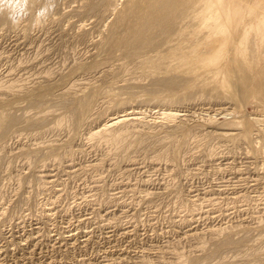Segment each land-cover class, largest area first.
Returning a JSON list of instances; mask_svg holds the SVG:
<instances>
[{"label": "rangeland", "instance_id": "obj_1", "mask_svg": "<svg viewBox=\"0 0 264 264\" xmlns=\"http://www.w3.org/2000/svg\"><path fill=\"white\" fill-rule=\"evenodd\" d=\"M135 1L0 12V264H264V0H182L216 31L150 48Z\"/></svg>", "mask_w": 264, "mask_h": 264}, {"label": "bare ground", "instance_id": "obj_2", "mask_svg": "<svg viewBox=\"0 0 264 264\" xmlns=\"http://www.w3.org/2000/svg\"><path fill=\"white\" fill-rule=\"evenodd\" d=\"M135 2L137 4L142 3L143 12H141V14L136 12L139 14L137 17V18H139V22L136 23V24H139V26L136 29H135V26L131 27L130 32L134 36L135 40H137V39L140 40L139 45L143 48H150L153 41H154L155 36H157L158 34L162 33L167 37L177 34V32L174 29V26L177 24V21H180L182 19H184V20L185 19H187V20H194L195 19V24H197L200 28H204V29L206 28L208 30V32H215L216 31L212 25L213 18L210 17L209 19H204L202 17H199L197 14H195V15L193 13L186 14L184 12L177 11V7H178L177 5L179 2H182V0H137ZM183 3H184V1H183ZM132 4H133V2H132ZM186 5H188V4H186ZM89 9H91V7ZM140 9H138V10H140ZM91 10H93V7ZM134 11L135 10H133L132 8L129 10L130 14L133 13V15H134ZM195 11H197V5L195 8ZM126 25H127V23H126ZM128 26L130 28L129 23H128ZM156 30H158L159 33H157ZM218 31H220V30H218ZM243 37H245V34H243ZM214 40L215 39L213 37H210V38H207V40L205 41L204 46L206 47L207 53L212 52V54H213V52L216 50ZM207 48H208V50H207ZM194 49L196 51V48H193L191 46L190 47V52H191L190 56L189 57L187 56V58L185 57L186 59L185 60L182 59L180 62H182L184 60L183 63L186 66L200 62L199 61L201 58L200 54L198 55V53L194 52ZM193 52L195 53V56L191 57V55L194 54ZM236 67L238 68V65ZM249 78L251 79V77H249ZM250 79H249V81H251ZM246 80L248 81V79H246ZM246 80L244 79L243 81H246ZM250 83H252V82H249L248 84L250 85ZM228 84L230 85L229 82H228ZM253 85H254L253 86L254 88H252L253 89L252 94H253V96H255L259 92L258 90L260 87L258 84H253ZM162 114L166 115L168 117H171V118L175 117L174 113H173V115L170 113L169 114L162 113ZM127 115H122V116L112 118L105 125V128L113 127V126L125 121L127 118ZM128 118H130V117H128Z\"/></svg>", "mask_w": 264, "mask_h": 264}, {"label": "clouds", "instance_id": "obj_3", "mask_svg": "<svg viewBox=\"0 0 264 264\" xmlns=\"http://www.w3.org/2000/svg\"><path fill=\"white\" fill-rule=\"evenodd\" d=\"M54 10L55 0H47V3L35 12L34 25L43 26L46 24ZM0 12H7L13 26H18L30 14L29 0H0Z\"/></svg>", "mask_w": 264, "mask_h": 264}]
</instances>
